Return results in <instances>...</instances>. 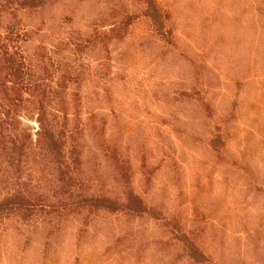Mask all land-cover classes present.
<instances>
[{"label":"rangeland","instance_id":"374dc122","mask_svg":"<svg viewBox=\"0 0 264 264\" xmlns=\"http://www.w3.org/2000/svg\"><path fill=\"white\" fill-rule=\"evenodd\" d=\"M61 1L66 8L76 2ZM156 2L173 15L165 29H173L174 39L168 43L174 44H166L167 37L154 30L150 19L134 21L125 40L113 41L94 52V58L80 62L84 87L90 91L84 105L97 113V120L106 119L110 138L120 140L133 165L136 191L151 203L164 204V219L170 220L175 211L186 234L211 259L204 264H223V252L234 257L238 236L246 237V230L264 242V193L247 191L238 171L242 159L264 174V0ZM77 4V14L67 24L82 35L94 24L108 30L115 4L132 11L138 7L133 0H77ZM190 53L210 69H204V75L215 85L205 96L213 103L211 114L201 116L197 109L185 113L169 101L192 80ZM106 85L111 101L105 96ZM218 123L229 155L223 165L206 141ZM144 157L149 167H155L150 184L143 174ZM95 161L103 172L102 161ZM111 184L107 178L106 187ZM147 214L118 218L102 213L100 221L115 222L117 235L124 237L121 245L131 246V252H105L106 235L93 233V225L78 244L84 224L74 218H64L59 237L48 249L41 232L25 225L18 232L9 222L0 231V264H153L151 257L141 259L132 253L136 234L143 231L141 237L155 241L170 233L162 220Z\"/></svg>","mask_w":264,"mask_h":264},{"label":"trees","instance_id":"16d2710c","mask_svg":"<svg viewBox=\"0 0 264 264\" xmlns=\"http://www.w3.org/2000/svg\"><path fill=\"white\" fill-rule=\"evenodd\" d=\"M133 1L138 6L135 11L129 6H113L108 30L93 23L90 33L82 35L67 24L69 17L77 14V0L67 8L61 0H0V231L9 222L18 232L28 226L43 234L48 249L59 237L60 223L69 217L84 224L78 244L93 225V233L106 235L105 252H131V246L121 245L124 237L117 235L115 222L100 221L105 216L102 213L118 218L152 213L157 222L163 221L170 237L164 234L155 241L145 240L140 231L133 240L132 253L141 259L151 257L153 264L208 263L211 259L194 237L186 234L175 211L170 220L164 219V204L151 203L136 191L133 165L123 154L120 140L110 138L106 119L97 120V113L84 105L90 91L84 87L80 62L113 41L125 40L134 21L150 19L154 30L167 37L166 44L174 39L173 29H165L173 17L171 12L162 10L156 0ZM190 54L192 80L171 94L169 101L185 113L197 109L201 116L211 114L213 103L205 96L215 85L204 75L208 64ZM104 58L99 57V65L104 64ZM105 87L106 99L111 101ZM220 126L216 125L206 141L223 165L229 155ZM98 159L105 167L103 172L95 161ZM142 163L150 184L155 167H149L145 157ZM238 171L246 180L239 179L247 191L264 193V174L242 159H238ZM107 178L112 181L109 187ZM245 234L238 236L234 257L223 252V264L264 262V242L256 232L246 230Z\"/></svg>","mask_w":264,"mask_h":264}]
</instances>
